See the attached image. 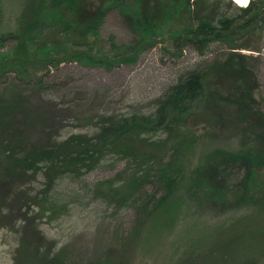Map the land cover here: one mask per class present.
Masks as SVG:
<instances>
[{
	"label": "trees",
	"instance_id": "16d2710c",
	"mask_svg": "<svg viewBox=\"0 0 264 264\" xmlns=\"http://www.w3.org/2000/svg\"><path fill=\"white\" fill-rule=\"evenodd\" d=\"M94 1L28 0L17 31L0 35V48L10 44L0 53V85L9 81V73H16L26 84L33 81L40 87L42 79H30L29 67L42 63L45 67H57L61 62H76L106 69L133 64L137 56L154 46L158 39L170 43L173 56L178 53L182 56L186 50L207 55L215 44L224 47L223 53L186 68L178 80L153 101L152 113L99 115L94 132L72 133L59 141H52L50 137L43 141L40 138L43 132L34 134L19 128L21 123L15 114L20 110L24 116L31 113L28 108L23 109V104L28 102L22 95L13 103L0 99L2 188H6L5 182L23 181L39 174L45 180L44 187L33 198L24 189L13 193L14 200L21 201L25 197L23 203L27 208L33 205L37 208L31 214L19 209V220L33 229L20 235V242L13 251V264H76L67 263L64 254L55 251L54 243L35 229V219L44 213H50V218L68 213L67 206L58 203L61 200L54 191L65 180L75 182L89 175L106 159L122 162L124 166L112 177L97 180L90 186L92 200L115 214H131V222L126 236L117 242L118 246L116 243L108 250L110 255L92 264H130L129 257L153 219L172 229L176 217L171 219L169 207L178 204L175 198L181 189L188 203L201 209L249 211V226L235 249L242 240L249 243V238L255 236L250 235L253 226L264 223V98L259 94L261 99L258 100L255 96L259 85L258 72L253 67V63L260 65L264 55L261 52L264 0H248L244 8L236 6L232 0ZM113 11L118 13L132 37L129 42L120 43L109 36L106 41L111 46L103 52L100 29L105 17ZM241 50L258 55L243 54ZM202 103L215 104L221 124L230 120L242 149L237 153L223 150L208 153L204 162L187 177L183 166H177L179 142L176 141L180 138V144L184 145L188 140L189 136L180 129L187 125L186 117L195 113ZM35 117L37 122L43 123L44 116ZM46 132L51 135L49 130ZM169 140L171 144L167 146ZM7 177L9 179L5 180ZM4 204L2 199V224L9 216L1 208ZM165 212L164 218L157 220ZM190 212L193 211L188 208L187 214ZM255 214H258L256 219ZM193 218L197 220L198 216ZM191 228L194 225H190ZM253 240L264 242V230ZM220 246L223 248V243ZM221 247L214 248L213 252H221ZM184 251L189 252L180 255L173 264L208 262L201 250ZM224 256L231 261L232 255ZM224 256L213 264L222 261L226 264L227 260H221ZM239 260L238 256L231 263L239 264ZM260 260L258 264H264V254Z\"/></svg>",
	"mask_w": 264,
	"mask_h": 264
},
{
	"label": "rangeland",
	"instance_id": "374dc122",
	"mask_svg": "<svg viewBox=\"0 0 264 264\" xmlns=\"http://www.w3.org/2000/svg\"><path fill=\"white\" fill-rule=\"evenodd\" d=\"M27 2L28 0H0V35L17 31L20 15ZM100 34L104 40L100 45L103 52H107L111 46L106 41L109 36H113L120 43H127L132 37L123 26L118 13L114 11L105 17ZM9 46L10 44H6L0 48V53L6 51ZM261 48L264 54V39ZM223 49L224 47L215 44L207 55L200 56L186 50L181 53L182 56H179V53L173 56L171 52L174 50L170 43L165 39H158L154 46L140 53L133 64L116 65L110 69L86 67L76 62H61L57 67H45L46 64L42 63L29 67L30 79H42L40 87L34 85L33 81L26 84V80H21L18 74L9 73V81L0 85V99L13 103L22 95L25 102H28L27 105L23 104V109L28 108L31 113L24 116L20 110L21 114H15L21 123L19 128H25L34 134L43 132L40 137L43 141L49 137L52 141H59L72 133L94 132L93 127L99 115L152 113L155 109L153 101L161 96L168 86L175 83L186 68L223 53ZM239 52L254 57L258 55L247 50ZM253 67L258 72L259 93L255 92V96L259 100L264 98V55L260 65L253 63ZM199 107L195 113L186 117L187 125L180 129L183 134L189 136L188 140L184 145L180 144V138L176 141L179 142L177 166H183L187 177L192 169L204 162L208 153L214 150L237 153L242 149V142L235 136L236 132L231 128L233 125L230 120L221 124L216 116L215 104L212 106L202 103ZM262 110L264 112V103ZM37 114L44 116L42 124L37 122ZM46 130H49L51 135H48ZM170 144V140L167 141L166 145ZM123 166L122 162L106 159L89 175L75 182L65 180L54 192L59 194L61 201L58 200V203L65 204L68 213L56 218H50V213H44L35 219V229L54 243L55 251H61L67 263L92 264L102 260L110 255L108 250L111 251L116 243L126 236L131 214H115L101 203L93 201L90 191V186L95 181L112 177ZM0 174L2 175L1 171ZM41 175L23 181L19 178L22 182L17 179L5 182L6 188H2L0 183V201L4 199L5 203L1 208L9 215L4 224L0 223V264H13V251L20 242V235H25L33 229L19 220V209L28 214L37 210L35 205L30 208L25 206V197L22 202L18 198L14 200L13 193L24 189L30 192L33 198L44 187L45 180ZM7 179L9 177L5 180ZM175 200L178 204L169 207L171 219L176 217L174 227H166L165 223L160 225L153 219L147 226V231L142 234L137 248H134V253L129 257L130 264H173L180 255L189 252L184 250H201L208 258L207 264H213L218 261V257L224 255H232L231 261H236L239 256V264H244L245 261V264L261 263L264 242L251 240L259 236L260 230H264V223L253 226L250 235L253 233L255 236L249 238V243L242 240L235 249L239 239H243L246 232L244 229L249 226V211L201 209L188 203L182 189ZM28 202L30 203V199ZM188 208L193 211L190 215L187 214ZM165 214L166 212L157 220L164 218ZM195 215L198 216L197 220L193 218ZM257 216L258 214L253 215L255 219ZM190 225H194V228L190 229ZM222 243L223 248L220 246ZM217 247L223 249L220 254L213 252ZM222 259L228 261L226 264H232L230 257L224 256Z\"/></svg>",
	"mask_w": 264,
	"mask_h": 264
},
{
	"label": "bare ground",
	"instance_id": "6f19581e",
	"mask_svg": "<svg viewBox=\"0 0 264 264\" xmlns=\"http://www.w3.org/2000/svg\"><path fill=\"white\" fill-rule=\"evenodd\" d=\"M236 5L245 7L247 5V0H232Z\"/></svg>",
	"mask_w": 264,
	"mask_h": 264
}]
</instances>
